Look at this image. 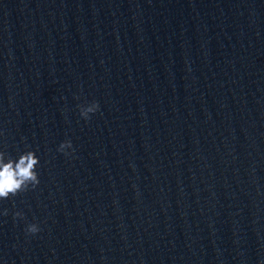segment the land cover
I'll use <instances>...</instances> for the list:
<instances>
[{
    "label": "water",
    "instance_id": "95a60500",
    "mask_svg": "<svg viewBox=\"0 0 264 264\" xmlns=\"http://www.w3.org/2000/svg\"><path fill=\"white\" fill-rule=\"evenodd\" d=\"M0 151V264H264V0H0Z\"/></svg>",
    "mask_w": 264,
    "mask_h": 264
},
{
    "label": "clouds",
    "instance_id": "9594fccd",
    "mask_svg": "<svg viewBox=\"0 0 264 264\" xmlns=\"http://www.w3.org/2000/svg\"><path fill=\"white\" fill-rule=\"evenodd\" d=\"M81 118L88 121L92 115L100 110L97 101H92L86 105H78ZM71 149L72 151H67ZM65 156H71L74 153L72 141L70 139L63 141L57 149ZM39 157L34 151H25L17 159L8 156L4 151H0V199L15 197L19 193L34 190L40 183L38 178L37 166ZM3 215H8L7 209ZM13 218H24L22 212H15ZM41 231L37 223L29 224L25 232L27 235L34 236Z\"/></svg>",
    "mask_w": 264,
    "mask_h": 264
}]
</instances>
